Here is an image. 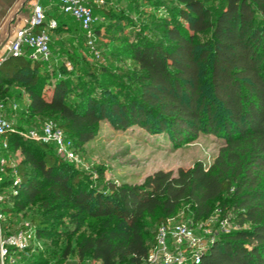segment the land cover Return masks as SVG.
I'll return each mask as SVG.
<instances>
[{
  "label": "trees",
  "instance_id": "1",
  "mask_svg": "<svg viewBox=\"0 0 264 264\" xmlns=\"http://www.w3.org/2000/svg\"><path fill=\"white\" fill-rule=\"evenodd\" d=\"M171 1L175 11L164 14L160 37L138 38L127 47L134 69L123 75L125 84H110L119 87L117 95L104 87L98 96L86 86L75 89L61 67L46 83V62L24 56L0 62V101L22 106L20 119L53 120L74 147L90 141L106 115L114 127L136 124L176 145L199 132L222 137L207 167L196 161L175 172L157 169L138 183L107 181L98 191L50 144L6 135L8 154L21 156L17 193L2 209L6 218L22 216L34 204L37 213L28 223L35 237L77 236L74 246L47 253L52 264L70 255L77 262L142 264L158 224L174 219L181 204L189 224H196L214 213L223 194L230 197L226 208L237 229L218 234L199 264H264V0H221L216 10L205 0ZM62 29L57 18L51 30ZM101 74L107 75L103 69ZM74 89L78 98L70 102ZM95 222V233L81 234ZM26 264L48 262L38 257Z\"/></svg>",
  "mask_w": 264,
  "mask_h": 264
},
{
  "label": "rangeland",
  "instance_id": "2",
  "mask_svg": "<svg viewBox=\"0 0 264 264\" xmlns=\"http://www.w3.org/2000/svg\"><path fill=\"white\" fill-rule=\"evenodd\" d=\"M205 2L211 9L216 10L222 1ZM169 10V13L175 11V3L171 0H104V5L93 8L94 17L99 18L95 33L97 56L86 47L75 22L69 16L60 14L58 21L63 28L67 26V31L52 35L51 58L42 67L46 83L55 79V70L61 67L68 72L67 79L75 89L86 86L92 96H98L101 93L100 89L104 87L105 91L117 95L119 87L110 84L119 80L125 84L123 75L134 69V63L128 57L127 47L138 38L160 37L161 21ZM50 33L52 34V31ZM101 69L107 75H102ZM127 88L131 90L132 86L128 85ZM75 89L68 98L70 102L78 98ZM20 96V99L24 98L23 93ZM19 116L18 112L13 115L14 124L19 130L27 131L37 127L38 122L35 118L31 121L25 115H22L21 119ZM112 120L109 115L100 118L93 138L75 147L76 161L69 163L74 171L81 174L87 186L98 191L105 189L107 181L115 184L138 183L144 176L157 169L175 172L177 168L191 167L196 161L207 167L222 145V137L219 134L206 132H199L189 142L176 145L160 131H146L136 124L117 128L114 127ZM8 159L16 163L21 156L13 152L11 156L8 154ZM229 203V195L223 194L214 203V211L218 208L230 211L226 208ZM221 205L224 208H221ZM186 208L185 204H181L170 222L188 224ZM36 213L33 204L29 208L25 207L22 216L12 214L8 218L11 228L18 227L22 221L28 222L29 216ZM208 227L212 230L217 228L214 223ZM96 228L95 222L92 227L88 226L80 232L93 234ZM154 229L155 225H152L149 232L152 233ZM29 235L30 238L27 239L29 250L13 253L15 261L19 264L32 262L38 257L52 264L54 258L47 256L51 249L58 250L66 243L74 246L77 240L76 235L67 238L61 236L37 238L30 232ZM150 238L149 234L146 240ZM61 264L94 262L89 259L77 262L75 255H70Z\"/></svg>",
  "mask_w": 264,
  "mask_h": 264
},
{
  "label": "built area",
  "instance_id": "3",
  "mask_svg": "<svg viewBox=\"0 0 264 264\" xmlns=\"http://www.w3.org/2000/svg\"><path fill=\"white\" fill-rule=\"evenodd\" d=\"M45 1L54 4L60 13L69 16L78 25L86 47L97 56L93 27L99 18L94 17L93 8L104 5V0ZM55 27V19L45 20L44 9L39 3H34L27 24L13 31L5 53L0 55V62L7 56H24L31 61L48 62L51 58L50 30ZM21 109L22 106L14 100L0 101V264H19L13 253L25 250L29 232L33 233L27 221L11 228L2 210L5 204L10 205L9 198L16 195L20 183L16 163L8 159L6 135L16 134L22 139L50 144L61 160L68 163L76 161L73 142L53 120L44 119L36 128L19 130L14 124L13 115ZM231 218V211L216 209L206 220L196 224L170 221L158 224L153 243L142 264H199L201 255L218 234L237 229L231 223ZM211 223L216 224L217 228H209Z\"/></svg>",
  "mask_w": 264,
  "mask_h": 264
},
{
  "label": "crops",
  "instance_id": "4",
  "mask_svg": "<svg viewBox=\"0 0 264 264\" xmlns=\"http://www.w3.org/2000/svg\"><path fill=\"white\" fill-rule=\"evenodd\" d=\"M34 3H39L44 9L45 20L53 18L56 21L62 14L54 4L45 0H0V55L5 53L6 47L12 39L13 31L27 24ZM66 27L58 33L50 30V32L52 31L50 40L52 41V35L67 31ZM26 101L24 96L22 103L25 105Z\"/></svg>",
  "mask_w": 264,
  "mask_h": 264
}]
</instances>
